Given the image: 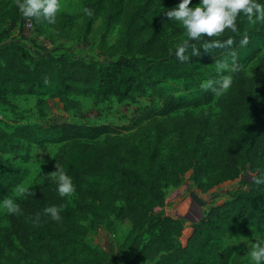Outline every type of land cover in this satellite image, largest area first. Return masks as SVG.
<instances>
[{
  "label": "trees",
  "instance_id": "trees-1",
  "mask_svg": "<svg viewBox=\"0 0 264 264\" xmlns=\"http://www.w3.org/2000/svg\"><path fill=\"white\" fill-rule=\"evenodd\" d=\"M179 3L180 0H85L86 31L91 27L89 17L101 20L105 28L103 40L114 26L119 27L116 42L102 47L116 57L106 65L45 55L30 67L23 44L13 39L0 44V98L22 94L59 98L63 110H68L78 105L67 99L70 95L127 100L150 91V104L139 109L133 120V134L119 137L111 128H92L106 134L102 144L74 143L63 146L54 156L53 171L60 167L73 178L75 203H64L50 177L44 176L31 190L33 196L27 195L19 203L21 213H8V226H0V264H20L13 254L20 255L22 264H106L110 256L104 252L84 247V260H80L74 247L75 241L88 231L89 226L83 222L90 220V227L102 224V212L130 225L122 245L125 249L138 246V250L124 264H209L223 237L244 224L264 225V185L252 182L253 177L264 173V56L256 61L252 76L242 71L235 75L232 87L218 97L219 113L214 116H171L184 104L153 80L155 74L173 80L188 78L193 74L195 60L210 53H232L241 46L239 41L244 35L249 41L257 38L264 44V21H249L241 15L238 31L226 30L220 37H233L231 48L211 52L201 48L198 56L190 57V64L181 63L173 51L187 36L175 46L168 45L159 25L169 20L165 11ZM86 8L90 15L85 13ZM157 9H164L163 19L159 24H150L148 17ZM76 19L77 16L57 14L56 23L51 25L30 20L34 29L42 33L44 27L74 26ZM89 130L66 123L46 127L23 124L12 133L0 130V201L22 180L15 164L20 150L27 153L33 144L59 143ZM150 132H155L159 146L169 150L163 157L139 140ZM244 166L251 173L246 189L211 207L181 240L180 221L156 213L155 209L164 205L163 183L178 186L184 174L192 171L198 190L206 192L238 179ZM52 205L60 210L59 222L44 214V209ZM145 233H149L148 239L143 242ZM234 251L233 246L222 248L217 264H228Z\"/></svg>",
  "mask_w": 264,
  "mask_h": 264
},
{
  "label": "rangeland",
  "instance_id": "rangeland-1",
  "mask_svg": "<svg viewBox=\"0 0 264 264\" xmlns=\"http://www.w3.org/2000/svg\"><path fill=\"white\" fill-rule=\"evenodd\" d=\"M84 1L60 0L61 8L58 14L77 16L74 26L44 27L42 33H38L36 30L31 33L26 31L20 22L22 14L18 8V2L16 0H0V44L11 39L23 44L29 54L27 63L30 67H34L38 58L45 55L51 58L61 56L67 60L79 58L85 62H96L99 65H106L114 61L116 57L105 53L102 47L116 42L119 27L114 26L106 33L103 40L105 28L102 27L101 20L89 17L91 27L89 31H86L83 19ZM198 3L199 0H191L189 6ZM163 13L164 9L152 11L148 17L149 23L159 24L163 19ZM159 25L163 30L162 39L168 45L175 46L178 40L187 36L179 22L166 20ZM234 52L241 71L246 76H252L256 70L254 66L256 61L264 56V44L257 38H252L246 46H239ZM218 60H227L231 64L232 53H210L195 60L193 74L188 78L173 80L159 74L153 75V80L158 87L168 95L181 98L184 104L171 116L184 113L194 115L209 113L214 116L219 113L216 102L218 97L226 92L216 93L202 87V84L208 80L219 78L220 73L217 72L216 67ZM149 94L150 91L146 90L144 94H134L127 100L70 95L67 99L77 101L78 105L76 108L68 110H63V103L59 98L26 94L8 95L0 98V130L7 133H12L17 126L23 124L46 127L66 123L90 129L59 143L33 144L27 153L20 150L15 164L20 170L22 180L4 199L16 198L17 203H20L23 198H19L17 189L30 187L31 191L42 181L44 176L53 172V158L63 146L74 143L102 144L106 134L100 133L98 130L92 131V128H111L112 132L119 137H128L133 134L136 130L133 120L139 109L150 104ZM154 134L155 132H150L139 137V140L145 148L154 151L159 157H163L169 150L157 144ZM177 141L180 142L182 139L177 138ZM250 180L251 173L248 167L244 166L238 179L225 182L206 192H200L199 184L196 183L192 171H188L181 178V183L178 186L163 183L164 205L161 208H156L155 211L160 216H171L180 221L183 230L181 240L189 234L194 224L205 217L211 207L235 198L246 189ZM62 198L64 203L73 206L76 201V192ZM118 204L122 205V203ZM102 215L103 223L95 227H90V220L83 222L84 225L89 226L88 231L75 241L74 247L79 252L80 260H84V247H89L110 256L106 264H124L132 259L138 250V246L125 249L127 247L122 245L130 225L114 220L113 216L106 212H102ZM0 226H8V211L2 206H0ZM148 234H143V242L148 239ZM262 235H264V225L260 227L251 224L242 225L221 239L219 250L215 251L209 264H217L219 253L226 246L235 248L228 264H252L248 255L250 243ZM33 238L35 241V237ZM13 257L20 264L23 263L20 260V255L13 254Z\"/></svg>",
  "mask_w": 264,
  "mask_h": 264
},
{
  "label": "clouds",
  "instance_id": "clouds-1",
  "mask_svg": "<svg viewBox=\"0 0 264 264\" xmlns=\"http://www.w3.org/2000/svg\"><path fill=\"white\" fill-rule=\"evenodd\" d=\"M190 4L191 0H180L176 7L165 11L169 21L179 22L186 31L187 38L173 51L175 58L181 63H189L190 57L198 56V50L201 48L208 52L216 48H231L234 44L233 37L229 36L226 39H220V37L226 30L232 33L238 31L237 21L241 15L249 21H264V0H199V3L194 6L190 7ZM18 8L24 17L51 25L56 23L61 4L60 0H18ZM84 11L86 14H91L87 8ZM205 36L211 39H205ZM239 43L241 46H246L249 43V37L244 35ZM197 44L201 46L198 47ZM232 57L231 64L227 60L216 62L217 72L220 73L219 78L203 83L202 87L205 90L222 93L232 87L235 75L241 71L234 51ZM46 176L50 177L61 197L75 193L73 178L62 168L56 166V170ZM252 182L257 186L264 185V173L253 177ZM29 189L30 187H19L17 189L19 198L33 196V192ZM0 206L6 208L10 214H20L22 211L16 198L4 199L0 201ZM44 214L56 222L62 219L60 210L55 205L46 207ZM39 219L40 217L37 216L36 220L39 221ZM250 244L248 255L252 264H264V235Z\"/></svg>",
  "mask_w": 264,
  "mask_h": 264
},
{
  "label": "built area",
  "instance_id": "built-area-1",
  "mask_svg": "<svg viewBox=\"0 0 264 264\" xmlns=\"http://www.w3.org/2000/svg\"><path fill=\"white\" fill-rule=\"evenodd\" d=\"M20 22L22 23V26L24 27V29L28 32L34 33V27L33 24L30 20V18H26L23 15L21 16Z\"/></svg>",
  "mask_w": 264,
  "mask_h": 264
}]
</instances>
